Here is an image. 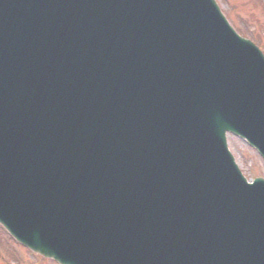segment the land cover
Wrapping results in <instances>:
<instances>
[{
  "label": "water",
  "instance_id": "water-1",
  "mask_svg": "<svg viewBox=\"0 0 264 264\" xmlns=\"http://www.w3.org/2000/svg\"><path fill=\"white\" fill-rule=\"evenodd\" d=\"M264 58L214 0H0V223L61 264H264Z\"/></svg>",
  "mask_w": 264,
  "mask_h": 264
},
{
  "label": "rangeland",
  "instance_id": "rangeland-1",
  "mask_svg": "<svg viewBox=\"0 0 264 264\" xmlns=\"http://www.w3.org/2000/svg\"><path fill=\"white\" fill-rule=\"evenodd\" d=\"M231 26L252 40L264 54V0H216ZM227 145L240 169L249 179L264 178V161L247 142L234 134L227 135ZM4 242L9 238L3 236ZM0 240V264H57L26 250L15 243L9 246ZM3 245V247H1ZM14 250H13V249ZM7 250L10 257L7 256Z\"/></svg>",
  "mask_w": 264,
  "mask_h": 264
}]
</instances>
